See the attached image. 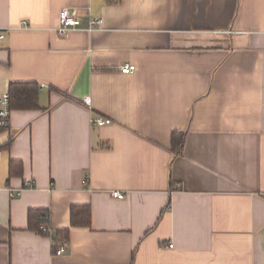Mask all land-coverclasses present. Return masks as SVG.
I'll return each mask as SVG.
<instances>
[{"label":"crops","instance_id":"crops-1","mask_svg":"<svg viewBox=\"0 0 264 264\" xmlns=\"http://www.w3.org/2000/svg\"><path fill=\"white\" fill-rule=\"evenodd\" d=\"M0 32V92L40 103L0 130V264H264V0H0Z\"/></svg>","mask_w":264,"mask_h":264},{"label":"trees","instance_id":"trees-1","mask_svg":"<svg viewBox=\"0 0 264 264\" xmlns=\"http://www.w3.org/2000/svg\"><path fill=\"white\" fill-rule=\"evenodd\" d=\"M11 106L20 108L40 107L39 86L34 82H12L10 85ZM185 132H174L172 134V147L174 151L180 152L183 149ZM12 139L8 140L0 148H10ZM23 164L19 160L10 161V176L22 174ZM27 185V184H26ZM29 186V185H27ZM170 206L168 202L167 208ZM29 228L42 234L41 225L47 224L49 227L50 211L48 209H30L29 210ZM71 222L73 225L90 226L92 222V210L90 204H74L71 207ZM69 239V230L63 229L57 232V237H53V246L56 249L61 243Z\"/></svg>","mask_w":264,"mask_h":264},{"label":"built area","instance_id":"built-area-1","mask_svg":"<svg viewBox=\"0 0 264 264\" xmlns=\"http://www.w3.org/2000/svg\"><path fill=\"white\" fill-rule=\"evenodd\" d=\"M101 24H102L101 18H93L89 21V24L88 26H86V29L92 30L93 28ZM75 27H83V22L81 17L77 14L75 10H72L70 7L62 8L59 13V24L57 27L58 32L62 35H65L68 33L70 29ZM0 37H2L1 32H0ZM136 68L137 66L135 64L127 63L121 66V71L124 73H130L134 71ZM11 112H12V106H11L10 92L9 91L0 92V130H5L10 127ZM111 121L112 119L109 117H99L93 120V122L99 125L110 123ZM27 185L32 186L33 184L31 182H28ZM19 193L20 191L16 192V194ZM112 194L119 198L125 197V194L121 190H114ZM41 230L43 232H49L51 234V228L47 224L41 225ZM66 248H67V242L61 243L55 249V254L57 255L63 254Z\"/></svg>","mask_w":264,"mask_h":264}]
</instances>
